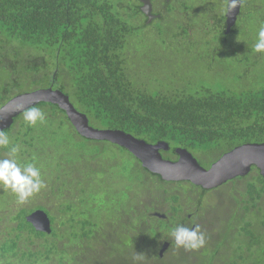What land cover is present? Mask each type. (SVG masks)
Listing matches in <instances>:
<instances>
[{
	"label": "trees",
	"instance_id": "trees-1",
	"mask_svg": "<svg viewBox=\"0 0 264 264\" xmlns=\"http://www.w3.org/2000/svg\"><path fill=\"white\" fill-rule=\"evenodd\" d=\"M126 25L125 17L105 0H0V107L21 93L53 86L70 97L92 126L121 130L149 144L168 142L217 156L221 154L217 151L238 145L264 143V67L260 76L249 71L251 60L264 57L252 50L257 35L248 26L253 24L245 26L239 40L229 38L223 50V56L244 57L243 66L248 67L244 75L232 71L235 83L242 86L230 88L225 79L208 82L204 80L209 77L206 72H198L194 82H182L179 88L162 84L163 90L144 88L141 76L131 74L125 53ZM240 42V48L233 45ZM235 49L240 53H231ZM214 63L224 64L220 58ZM227 72L219 77L225 78ZM37 107L46 114L43 124L30 127L21 115L4 133L11 144L19 145L15 157L19 163H34L52 180L45 181L41 191L22 205L15 194L10 198L8 190L0 189V222L13 224L0 237V264H138L137 254L145 256L140 260L145 264H264L261 174L257 172L260 181L244 183V194L240 193L243 202L250 200L251 213L245 215L258 222L259 232L253 221L245 218L243 222L253 227L244 225L232 242L226 243L220 234L206 248L185 254L182 248L172 247L169 233L188 214L183 210L185 199L197 206L198 199L200 204L205 200V193L199 195L182 184L165 182L143 166L137 172V159L131 155L133 176L154 181H96L98 197L85 194L83 186L87 184L91 192L93 180L101 172L95 162L104 150L98 155L96 144L113 146L118 156L124 149L81 137L66 113L55 105ZM76 137L81 141L78 145ZM224 139L227 145L220 146L218 142ZM10 146L0 147V153H9ZM52 148H63L64 153L51 155ZM29 154L33 156L27 159ZM83 157L91 159V167L77 163ZM69 167L76 172L74 181L65 176ZM103 171L102 178L111 180L112 174ZM62 177L66 180L59 181ZM241 182L235 183V190ZM106 190L113 198L100 197ZM132 190L139 192L138 198L132 197L133 203ZM141 192L146 195L142 197ZM50 195L56 201V215L43 205L29 207L38 196L46 199ZM39 209L50 216V235L37 232L27 221V216ZM127 217L133 221L125 224ZM120 228L135 233L120 234ZM137 239H142L141 245L147 249L137 250ZM166 242L171 246L161 258L159 252Z\"/></svg>",
	"mask_w": 264,
	"mask_h": 264
},
{
	"label": "flooded vegetation",
	"instance_id": "flooded-vegetation-1",
	"mask_svg": "<svg viewBox=\"0 0 264 264\" xmlns=\"http://www.w3.org/2000/svg\"><path fill=\"white\" fill-rule=\"evenodd\" d=\"M224 8V0H207L205 2L192 0H130L128 2H124L123 11L127 23L126 32L128 33L125 53L128 65L132 64L139 69L148 67L156 70L160 68L164 70L169 68L180 72H188L189 74L195 72L196 76L199 75L198 72H206L210 78H220V74L222 75L228 71L227 74H225L226 77L221 78L225 79L226 83H235L237 79L234 80L232 71L225 66V60L231 57H241L240 54H235L240 52L238 50H230L232 51L231 53L235 55L223 56V50L228 47L227 40L229 38L237 39L240 32H244L246 29L245 26L250 23L253 24L257 22L261 15L257 0H243L236 24L233 28H231V32L229 33L228 14H225ZM133 44L135 45V49ZM233 45L236 44L234 43ZM145 57L150 60L149 64H144L142 62V59ZM217 58H220L224 64L220 66L215 65L214 62L217 61ZM48 62L51 63L50 60H48ZM218 69H221V71ZM187 78L188 83H192L196 79L191 76H188ZM166 143L169 145L168 150H161V155L165 160L177 162L180 159L178 151L187 150L198 161V163L206 169L211 168V166L215 164L224 154L231 152L239 146L245 145L242 144L229 150L217 151V153L221 154L213 156L203 152L190 151L185 146H172L168 142ZM227 143V139L218 142L220 146L227 145ZM33 149L34 148L32 147L30 152H32ZM121 149H119V152ZM121 151L122 154H120V157H118V159L114 162L116 164L119 159H126L128 164L127 174L130 179H125L126 181L155 180H149L146 177L138 178V175L134 177L132 173L133 171H131L132 154L126 149ZM4 154L6 155L9 153ZM32 156V154H29V157ZM23 159H26V155ZM137 166L136 171L139 172L140 167H142L139 160H137ZM257 172L260 174V171L256 167H253L248 176L235 178L230 180V182L225 185H227V187L234 186L238 181H260L259 177L254 178L255 176H252L253 173ZM103 173L110 172L104 170ZM104 180L119 181V179ZM93 184L94 186H92L91 192L88 190L87 184L83 186V189L85 190V194L91 193L95 197H98L99 185L96 184V179L93 180ZM175 184H182L185 187H188L187 189L195 191L199 195L205 193V200L200 204L198 199L196 201L197 206L194 207L195 209L186 214V217L182 219L183 221L178 224L188 228H193L198 225L196 217L201 216L203 213H208L209 209L213 207V204H206V202L209 201V193L222 188V186L213 190H205L201 187L193 185L190 182H179ZM48 186L50 189V184H48ZM233 197V200L235 201L233 211L235 212H230V215L226 217V222L224 220L222 225L223 230L221 234H223V238L221 239L227 240L226 243L232 242L244 225L252 228L254 224V222H252L253 224L247 225L248 223L245 224L243 222L245 218L252 219L251 215H245L247 213H251L249 210L251 207L249 202L250 200L243 202L242 197L241 199L235 195H233ZM47 199L52 200L51 195ZM183 210L185 213L188 212L187 208H184Z\"/></svg>",
	"mask_w": 264,
	"mask_h": 264
},
{
	"label": "water",
	"instance_id": "water-1",
	"mask_svg": "<svg viewBox=\"0 0 264 264\" xmlns=\"http://www.w3.org/2000/svg\"><path fill=\"white\" fill-rule=\"evenodd\" d=\"M241 5L228 13V31L236 24ZM40 104H52L66 113L70 123L77 133L91 141L108 142L130 152L139 160L144 169L160 176L165 182H190L205 190L217 189L238 177L248 176L256 167L264 177V143L245 144L224 154L211 168L202 167L187 150H179L180 159L177 162L165 160L161 150H168L166 142L149 144L121 130L96 128L90 124L89 117L79 111L71 102L70 97L54 87L41 88L26 92L10 99L0 108V131L10 129L23 111ZM164 218L165 215L155 213ZM27 221L37 232L52 234L53 225L49 214L36 210L27 216ZM171 243L166 242L159 252L161 258L169 250Z\"/></svg>",
	"mask_w": 264,
	"mask_h": 264
},
{
	"label": "rangeland",
	"instance_id": "rangeland-1",
	"mask_svg": "<svg viewBox=\"0 0 264 264\" xmlns=\"http://www.w3.org/2000/svg\"><path fill=\"white\" fill-rule=\"evenodd\" d=\"M105 1H108L109 3H111L114 6V8L117 10V12L122 14L125 17V14H124V11H123V4H124V2H128L130 0H105ZM192 1L205 2L207 0H192ZM257 4L259 6L260 11L262 12L261 17L259 18V20L257 22L253 23V25H249L248 28L251 27V31L252 30L254 32L256 31V35L258 37V24H259V21L261 20V22H262L261 24H264V20H262V17H264V0H257ZM255 37L256 36H254V38ZM236 45L240 48L241 47L240 46L241 42L240 43H236ZM235 50L237 51L238 49H235ZM142 62L144 64H149L150 60L147 57H145V58L142 59ZM225 62H226L225 66L229 70L235 71V72L241 73V74L243 73L242 75H244V73L248 70V67L247 66L246 67L243 66V63H242V62H244V57H231V58H228L227 60H225ZM240 64H242V65H240ZM250 65H251V68H249V71H252L256 76H260L261 74H259V70L264 67V57L258 56L257 58L251 60ZM130 69H131V74L133 76L134 75H138V76L140 75L141 76L142 80H139L141 85L144 88H148L150 90H154L156 88L163 90L164 87L161 86L162 84L167 86V87H169V86H172V87L175 86L176 87V85H177L178 88H179V87L183 86L181 84V82H188V78H187L188 76L195 77V78L197 77L196 73L194 71H193L194 73L189 74L188 72H180V71H177V70H171L169 68H166L164 70H162L161 68L158 69V70L152 69V68H148V67L147 68H140L141 74H138V73H140V72H138L139 68L135 67L132 64L130 65ZM218 70L221 71V69H218ZM164 73H166L167 76H164ZM204 80L208 81V82L216 83L214 81H220V80H223V79L221 77L220 78L207 77ZM239 84L240 83H232V84L227 83L226 85L229 86L230 88H231V86H234V87L242 86V85H239ZM25 87H29V84H26ZM31 91H27V92H31ZM74 141L76 142L77 145L81 142L78 137H76L74 139ZM96 147L97 148H95V149L98 150V155L102 154V150H104V154H102L101 156L99 155V158H98L99 160L97 162H95L96 167L99 168L97 170L98 172L102 171V170L109 171L112 174V175H109V178L112 179V180H114V179H119V181L120 180L126 181L125 179L130 180L129 177H128V174H127V166H128V164H127L126 159H119L117 161V163L115 164L114 161L117 160L118 157H120V155L119 156L115 155V151L116 150L113 149L114 148L113 146H110V145H107V144H104V143H98V144H96ZM52 150L54 152H52L51 155H53L55 153L56 154L64 153V149L63 148L60 149L59 151H55L54 148H52ZM0 154H1L0 155L1 159H4L6 157L7 158H11L9 156V154L5 155L2 152ZM45 154H46V152H44L41 156L44 158ZM28 158L30 159V157H27V159ZM36 159H37V155L35 156V160ZM77 163L79 165H81V167L83 166L84 168L91 167L90 166L91 165V159H89L88 157L80 158V161L77 162ZM95 164H93V165L95 166ZM110 166L112 167V169L110 168ZM42 169L46 170L45 168H42ZM66 171H67V172H65L66 178L70 177V178H67V179H71L72 181H74L75 180V176H76V172L74 170H72L71 167L67 168ZM258 175H259L258 173H253L252 176L253 177L255 176L254 178H257ZM96 177H97L96 181L104 180L102 178L103 174L101 172H99L96 175ZM66 178L62 177V179L59 180V181H65ZM42 179H43L44 182L48 181V180L51 181L52 177H51V175H49L48 177H45L44 175H42ZM246 182L247 181H243V182L239 183L236 190L234 189L235 185L234 186H229V187H227V185H224V187L222 186V188H219L218 190H215L214 192L209 193V195H208L209 201L206 202V204L207 205L213 204V207L211 209H209L208 213H203L201 216L196 217L197 224H198L200 230L204 233L205 238H206V244H205V246L203 248L207 247L208 242H212L213 240L215 242L216 238H219V235L222 233V230H223L222 225L224 223V220L226 222V220H227L226 217L228 215H230V212H232L234 207H235V201L233 200L234 199L233 195H235V196L239 197V199H241V197H243V196L240 193L244 194V190H245L244 183H246ZM109 185L111 186L112 183H110ZM114 185H115V183L113 184V186ZM0 189L3 190V188H0ZM44 191H46V189ZM44 191H43L42 195H44ZM2 192L3 191H1L0 193L2 194ZM5 192L8 193L7 197H10V198L13 196L12 194H14V193L11 192V190H8V191H5ZM111 193H112L111 191H107L106 190L103 193H100V197L102 198V196H103V197H106V198H109V199L113 198L110 195ZM232 193H233V195H232ZM136 195H137V198H138L139 197V192L138 191L135 192V191L132 190L131 199H130L131 203L134 202V200H132V197L136 196ZM141 195H142V197H144L146 195V193L143 194V192H141ZM38 197H39L38 198L39 200L37 199V200L33 201L32 206H29V207L34 208V207L43 205L46 208L50 209L56 215V211H55L56 201L55 200H53V201L52 200H48L47 198L46 199H42L41 196H38ZM38 201H41V202H38ZM53 202H55V206H54ZM125 202L129 203V200L125 199ZM263 202L264 201H261L259 203V205L264 208V206L262 205ZM183 203H185L184 205L188 209L187 213H190V212H192L191 210L195 209L194 208L195 204H192V202L187 201L185 199V201ZM165 209H167V207ZM233 212H235V211H233ZM129 221H133V220H131L129 217L124 218V223L125 224L127 222H129ZM247 221H253L254 224H255L254 229L257 232H259V224H258V222H256L255 220H252L250 218H248ZM12 225L13 224H9L6 221H1L0 222V237L8 229H11ZM117 231L120 234H124V235L135 233V232L132 231L131 228H124V229L120 228V230H117ZM260 232H262L261 228H260ZM169 235H171L170 238L172 239L173 238L172 237V233H169ZM141 241H142V239H140V240L137 239L136 240V244L139 245L137 250H141L142 249V251H143V249H147V248H143V246L141 245ZM203 248L197 250V252H199ZM187 251L188 250H185V249L182 250V252L185 253V254H187ZM123 252H124L123 255L127 257L126 251L124 250ZM173 253L175 255L176 254L179 255L178 252H176V250ZM142 257H145V256L142 255V256L138 257V255H137V258L139 259V261H137L138 264H145V263H142L140 261L142 259ZM125 259H127V258H125Z\"/></svg>",
	"mask_w": 264,
	"mask_h": 264
},
{
	"label": "clouds",
	"instance_id": "clouds-1",
	"mask_svg": "<svg viewBox=\"0 0 264 264\" xmlns=\"http://www.w3.org/2000/svg\"><path fill=\"white\" fill-rule=\"evenodd\" d=\"M242 3L243 0H224L225 14L227 15ZM252 50L256 53H264V24L258 29L257 41ZM22 115L25 123L30 127L46 121V114L35 106L24 110ZM10 144L9 136L0 131V147L9 148ZM19 151V145L11 144L9 149L11 158L0 159V188L11 190L17 197V203L22 205L28 198L39 193L45 185L41 170L34 163L25 164L17 161L15 157ZM172 237L174 240L172 247L185 250L197 251L206 244L205 235L198 225L193 228L176 225L172 230Z\"/></svg>",
	"mask_w": 264,
	"mask_h": 264
}]
</instances>
